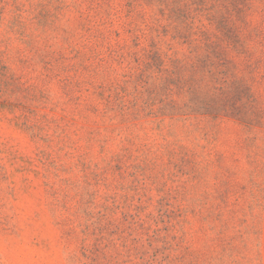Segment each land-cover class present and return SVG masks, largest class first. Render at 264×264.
<instances>
[{
	"label": "rangeland",
	"instance_id": "1",
	"mask_svg": "<svg viewBox=\"0 0 264 264\" xmlns=\"http://www.w3.org/2000/svg\"><path fill=\"white\" fill-rule=\"evenodd\" d=\"M0 264H264V0H0Z\"/></svg>",
	"mask_w": 264,
	"mask_h": 264
}]
</instances>
